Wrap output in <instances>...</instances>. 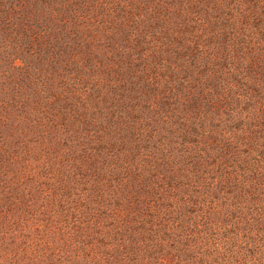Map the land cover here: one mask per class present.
Returning <instances> with one entry per match:
<instances>
[{
  "label": "rangeland",
  "instance_id": "obj_1",
  "mask_svg": "<svg viewBox=\"0 0 264 264\" xmlns=\"http://www.w3.org/2000/svg\"><path fill=\"white\" fill-rule=\"evenodd\" d=\"M154 1L0 0V264H117L118 245L142 250L134 229L150 227L142 222L151 221L158 198L133 179L135 167L145 165L148 181L162 167L150 149L160 148L163 134L154 106L161 101L163 113L186 109L202 119L205 89L212 87L198 94L199 108L190 106L195 98L176 107L174 95L203 73L214 75L187 68L178 54L186 41L174 46L181 41L165 35L168 4ZM181 22L168 19L175 30ZM255 26L256 20L239 25L243 37L235 42L247 46L237 51L244 63L231 66L230 55L225 60L211 52L210 67L244 70V77L223 72V78H232L230 87L244 78L245 93L217 100L200 123V139L193 135L198 142L187 146L203 151L206 157H197L211 165L182 192L186 197H177L197 204L188 210L198 221L221 223L234 213L229 208L237 194L248 198L246 208L264 204V31ZM156 65L166 69L170 84L148 79L158 76ZM182 65L187 72L179 79ZM215 119L222 121L217 127ZM224 172L249 184L230 179L222 191ZM165 205L183 212L180 202ZM237 218L230 215L229 223ZM251 219L246 211L239 221ZM260 222L252 227L264 230V214ZM254 236L264 255V234Z\"/></svg>",
  "mask_w": 264,
  "mask_h": 264
},
{
  "label": "trees",
  "instance_id": "obj_2",
  "mask_svg": "<svg viewBox=\"0 0 264 264\" xmlns=\"http://www.w3.org/2000/svg\"><path fill=\"white\" fill-rule=\"evenodd\" d=\"M157 1L161 2L162 0ZM164 4H168L163 9V17L166 21L165 35H167V38L171 37L181 41L173 43L174 46H180L186 41L180 47L178 54H184L183 56L186 57L185 64L187 68L191 71L204 69L203 72L214 73L212 77L203 73L202 77L195 79V83H190L186 89L187 84L184 85L185 91L180 90L174 95L176 107L180 105L181 101L189 104L195 98L190 106L199 108V99L197 98L198 94L203 93V87H212L209 90L205 89L204 93L206 94L204 98H207L204 106L208 111L216 108L217 100L244 94V78L238 80L236 86L232 87H230L232 78H223V72H234L235 78L238 76L244 77V70H240L238 67L237 69L230 68L228 70H225L222 66L210 67L213 58L211 52H216L223 56L225 60L230 55L228 59L231 66L244 63L237 51L240 49L246 50L247 46L235 42V40L240 39L237 37H243L239 32V25L242 21L248 23L256 20L258 26H255V28L258 30L261 23L264 31V0H164ZM171 8H174L175 11L172 12ZM170 17L182 20L177 30L173 29L172 24L168 23ZM262 33L264 35V32ZM255 34L253 33L251 38L252 47H254L255 40H257ZM208 37L210 41L207 39ZM209 42L213 43L216 48L210 49L212 45ZM233 43L236 45H232ZM199 52H202V55ZM231 55H233V59H230ZM217 62L218 60L215 59L214 64L216 65ZM177 68L179 69L176 77L179 79L184 78H181L182 75L180 74L187 72L185 66H177ZM155 69L158 76L155 80L148 77L150 81H155L158 86L171 83L169 76L163 75L166 72L164 67L161 68L156 65ZM143 75H146L145 71H143ZM199 80V84L196 85V81ZM203 80L206 81L203 82ZM186 91H189V94ZM165 99L163 100L164 107L168 106V101ZM154 111L157 118H159L156 119V123L158 120L161 121L160 126L163 129V134H159L160 148L150 147V149L153 153L159 154L158 159L162 162V167L157 165L154 168V181L146 179L145 173L148 172V169L144 164L143 169L135 167L138 175L133 180L134 182L136 180L141 182V189L144 188L147 192H152V197L158 198V200H154L156 208L151 210L153 213L151 221L148 222V219H143L142 222L149 223L150 227L134 229V233H140L139 239L142 242V250L134 249L129 243L118 245L119 258L116 257L115 259L117 264H130V262H133V264H176L182 261H185L184 264H264V255L259 249L261 245L254 236L255 232L258 235L264 234V230L252 227L253 223L261 221L264 214L261 213L264 210V204L258 209L246 208L248 198L241 201L243 199L237 194L234 204L229 209L238 214V218L233 223H229V217L234 215L233 213L223 217L220 223L210 218L198 221L196 214L192 212L193 210H188L195 203L191 205L185 199L177 200L182 192L189 191L195 179H198L200 175L209 173L207 171L211 167L209 162L197 157L205 156L204 152L193 153L187 148L189 142H198L193 135L200 139V134H203L199 132L201 129L200 123L204 121L208 111L202 119L195 118L192 111L186 109L174 108L167 114L163 113L167 110L161 107V101L154 106ZM169 114H172L173 117H170ZM206 120L208 119L206 118ZM218 122L221 123L222 121L220 119L214 120L216 127ZM204 129L203 131H206ZM213 130L214 126L210 123L208 132L211 133L210 135L214 137L215 141L218 139L217 131ZM180 140H182V143H179ZM176 144L177 147H175ZM178 145L183 146V151L178 148ZM136 151L138 150L136 149ZM117 167L124 168V165L120 164ZM126 169L128 170L127 167ZM224 173L228 175H225L224 178L223 176L220 177L219 189L222 191L228 188L230 179L235 180L237 185H241L244 178L249 184L247 177L234 178L230 173ZM184 197H186V194L183 195ZM174 201L183 205V212L180 215L176 214L175 211H169L173 206L165 205V202L169 204V202ZM246 211L252 218V223L249 225L239 221L241 216H245ZM198 222L200 224L203 222L200 227ZM189 224H193V226H189ZM75 228L76 235L80 234L79 227ZM86 229L88 230V227ZM105 256L107 257L104 259L109 260L108 252L105 253Z\"/></svg>",
  "mask_w": 264,
  "mask_h": 264
}]
</instances>
